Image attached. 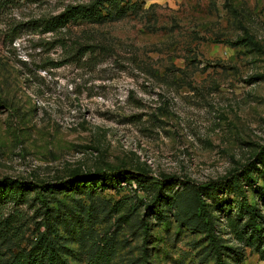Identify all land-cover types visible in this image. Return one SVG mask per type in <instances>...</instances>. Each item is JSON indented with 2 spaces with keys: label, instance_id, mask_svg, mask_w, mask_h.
Returning a JSON list of instances; mask_svg holds the SVG:
<instances>
[{
  "label": "rangeland",
  "instance_id": "1",
  "mask_svg": "<svg viewBox=\"0 0 264 264\" xmlns=\"http://www.w3.org/2000/svg\"><path fill=\"white\" fill-rule=\"evenodd\" d=\"M89 1L23 0L13 12L28 20ZM108 8L103 21L23 28L12 41L0 35V179H101L92 191L79 183L44 203L34 190L21 204L3 203L0 264L41 236L70 264H215L193 196L208 183L222 184L206 201L226 261L264 264L236 236L250 227L246 201L264 215V0ZM72 42L98 47L57 64ZM120 170L139 182L100 188L110 181L104 173ZM161 178L173 180L170 198L146 239Z\"/></svg>",
  "mask_w": 264,
  "mask_h": 264
},
{
  "label": "trees",
  "instance_id": "2",
  "mask_svg": "<svg viewBox=\"0 0 264 264\" xmlns=\"http://www.w3.org/2000/svg\"><path fill=\"white\" fill-rule=\"evenodd\" d=\"M23 0H0V35L4 34L10 41L15 39L19 32L23 28H29L41 33L46 32H59L69 22L77 21H103L112 11L108 8V5L116 7L121 0H91L87 3H69L63 7V9L57 14L40 15L31 19L25 20L18 17L13 10L18 7ZM241 39H237L239 42ZM237 41H232L235 44ZM98 47L97 45H80L78 42H72L69 45L68 55L57 64H63L70 61H75L78 55L82 56L87 52L92 53L93 49ZM74 50V53H71ZM107 175L109 183H101L100 188L111 187L119 189L123 186V183L129 184L130 182H139L140 175H134L126 173L120 170L119 172H106L103 176ZM97 175H71L66 178L56 179L54 182H36L21 179L3 178L0 179V208L7 200H12L15 204H21L25 201L27 192L36 191V198L40 199L42 203L45 201V197L52 193H60L63 190H69L73 186H77L79 183H85L90 186L91 191L95 187L94 182H97L100 178ZM141 177V176H140ZM101 180V179H100ZM104 181V179L102 180ZM236 189L243 192L242 180L234 176L230 180ZM157 193L153 197V201L150 207V212L147 214L148 219L144 224V235L147 239L150 235V218L152 214H155L159 202H167L170 195L167 191L173 184V180L169 178L160 179L156 183ZM222 186L221 183H208L205 185L195 186L193 196L196 205V212L199 224L202 226L203 231L207 233L213 253L215 256V264H229L224 257V251L222 249L221 239L215 232V224L213 216L208 209V203L206 197L209 194H214L216 189ZM93 187V188H92ZM264 199V189L261 193ZM46 206V205H45ZM249 223V229H243V231H236L238 240L244 242L247 246H256L257 249L264 255V229L261 222L264 215L260 214L257 208L251 204L246 203L242 205ZM40 244H35L29 251L19 253L15 256V260L11 264H70L67 260L63 259L58 252L55 251L53 245L48 243L45 237H40ZM92 264H99L95 259Z\"/></svg>",
  "mask_w": 264,
  "mask_h": 264
}]
</instances>
